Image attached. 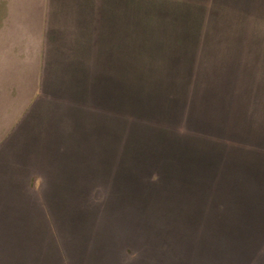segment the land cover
I'll return each mask as SVG.
<instances>
[{
  "label": "rangeland",
  "instance_id": "374dc122",
  "mask_svg": "<svg viewBox=\"0 0 264 264\" xmlns=\"http://www.w3.org/2000/svg\"><path fill=\"white\" fill-rule=\"evenodd\" d=\"M8 4L0 264H185L188 216L264 223V0Z\"/></svg>",
  "mask_w": 264,
  "mask_h": 264
},
{
  "label": "trees",
  "instance_id": "16d2710c",
  "mask_svg": "<svg viewBox=\"0 0 264 264\" xmlns=\"http://www.w3.org/2000/svg\"><path fill=\"white\" fill-rule=\"evenodd\" d=\"M148 185H150L149 187L156 188L160 187V182L153 180L152 182H149ZM188 217L192 219H189ZM188 217L187 221L189 223H186L187 225L183 226V230H181V233L179 234L182 239H177V242L172 240L173 243L171 245H169V243L164 246L162 245L163 248L159 249L161 255H165L164 250H167V248H165L166 246H171V248H168V252H170L168 254L172 256L174 255L176 257V262L181 259L185 264H210V262L213 263L214 260L220 258L219 256H216L217 250L219 254L220 252L228 251L229 256L233 254L237 255L240 264H264V240L262 239V237H264V223L259 224L258 226L257 218L255 216H251V218L248 217V220L245 219L241 223V226L239 225V227H236L237 229L241 227L244 236L240 238L238 242H228V244H225L220 240L217 242H211V240H208V215L204 218L201 214L198 215V213H195L194 216L191 215ZM202 217L205 220L203 225H196L195 228L194 224L190 223V221L194 220L193 222H195V220L202 219ZM197 228L200 230L198 231ZM166 233L172 234L173 232L169 229ZM262 244L263 247H261L260 250ZM208 248L210 249V252L214 251L215 254L213 252L208 253ZM144 253L148 255L147 251ZM212 258L215 259L212 260Z\"/></svg>",
  "mask_w": 264,
  "mask_h": 264
},
{
  "label": "crops",
  "instance_id": "0c3cea01",
  "mask_svg": "<svg viewBox=\"0 0 264 264\" xmlns=\"http://www.w3.org/2000/svg\"><path fill=\"white\" fill-rule=\"evenodd\" d=\"M49 2V3H48ZM51 2H52V0H41V2H39L38 0H9V6H12V7H18V6H20V5H24L25 7L26 6H31V5H43L42 6V8H43V10H44V7H46L47 6V4H49V5H51ZM41 3H43V4H41ZM14 10V12L16 13V11H17V9L15 10V8L13 9ZM14 12H13V14H14ZM27 13H29V12H27Z\"/></svg>",
  "mask_w": 264,
  "mask_h": 264
}]
</instances>
